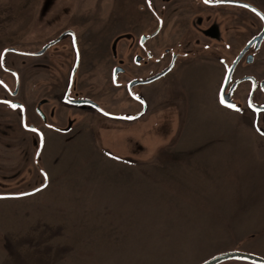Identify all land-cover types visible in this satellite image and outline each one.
<instances>
[{
  "label": "rangeland",
  "instance_id": "rangeland-1",
  "mask_svg": "<svg viewBox=\"0 0 264 264\" xmlns=\"http://www.w3.org/2000/svg\"><path fill=\"white\" fill-rule=\"evenodd\" d=\"M240 1L264 13V0ZM195 2L0 0V78L10 83L1 69L3 51L30 54L9 51L3 61L25 80L26 125L46 127L34 106L43 98L56 100L76 61L68 35L35 56L66 31L75 35L79 63L73 99L92 101L115 117L136 114L142 101L146 107L133 121L75 107L79 116L68 121H83L96 132V147L83 149L53 147L50 141L43 147V135L39 140L26 131L18 111L0 104V264H201L226 252L264 259V123L258 133L247 109L221 106L213 120L200 109L189 111L175 99L181 95L179 75L171 79L168 98L158 95L160 101L152 104L147 95L164 87L162 81L152 84L171 71L140 85L138 79L156 74L163 64L131 62L139 36L151 32L158 17L163 29L147 44L154 59L169 44L183 60L197 54L190 43L198 34L190 23L200 18L221 28L220 39L212 43L230 41L235 52L242 25L218 13L193 15ZM186 4L196 10L180 12ZM225 8L254 17L241 6ZM228 24L234 34H227ZM182 36L189 43L186 51L174 46ZM114 66L127 70L118 75L120 84L138 83L132 92L139 102L111 83ZM54 104L43 105L41 112ZM51 123L61 125L55 116ZM177 130L178 141L206 147L187 158L177 154L180 149L157 148ZM43 174L44 188L16 196L39 188Z\"/></svg>",
  "mask_w": 264,
  "mask_h": 264
},
{
  "label": "flooded vegetation",
  "instance_id": "flooded-vegetation-1",
  "mask_svg": "<svg viewBox=\"0 0 264 264\" xmlns=\"http://www.w3.org/2000/svg\"><path fill=\"white\" fill-rule=\"evenodd\" d=\"M171 1V0H170ZM178 2L181 1L183 3L186 2V0H172V2ZM196 1L194 3V5L196 4L198 9L196 10L195 7L193 6H189V5H183L181 6V8L179 10H181L180 12H184V11H190V10H196V12H193L192 14H202L203 16H208V15H214V13H218L219 16L222 17H233L236 24L242 25V39H240L241 41H237L238 46L236 47V51L232 52L230 51L231 49V44L230 41L225 42L224 44H219L216 45L212 42L217 41L220 39L221 35H220V31L221 28L219 27V25L214 24L213 21H207L204 22V20L202 18H200V20L196 21V22H191L190 23V28L193 32L198 34V38L196 37V39L194 40V42L190 43L191 46H193V48L195 49L196 53H207L210 51H216L217 52V56L218 58L222 59L223 57L226 58L225 61V73L221 82V85L219 87V91H218V101L219 104L223 107L226 108H230L233 109L235 112H240L243 109H247L251 114H252V118H253V127L255 128V130L258 133H263L262 131V125H260V123H264V37L261 40V43L259 44L258 48H255L256 45V41L255 39L263 32L264 30V20L263 18H261L259 15H257L256 13H254L253 11H251L250 9L245 8L246 10L250 11L254 17H251L250 15L246 14V13H241V12H234L231 11L225 7L228 6H239V5H234V4H225L223 3L224 1H233V2H242L240 0H193ZM188 2V1H187ZM242 3H245L244 1ZM248 4V3H245ZM250 5V4H248ZM252 6V5H250ZM254 7V6H252ZM255 9H257L256 7H254ZM259 12H261L259 9H257ZM263 15L264 13L261 12ZM177 15V14H176ZM225 25V24H224ZM223 25V26H224ZM229 25V24H228ZM227 26V24H226ZM226 26H224V28L228 31V35L234 34L232 31V25L230 24L229 27L226 28ZM163 29V21L161 18L158 17L155 28L149 32V33H142L137 41V45L135 47V52L133 54V57L131 59L132 64L136 65L137 67H141L142 65V61L143 59H147V62H153L152 59L154 60L153 63L157 64V65H162L160 71H158L156 74L152 75V76H147L143 79H138V83L140 85H142V83H144L145 81L155 77L156 75L160 74L161 72H163L166 68L169 67V65L172 63V67L171 69L168 71V73L170 71H172L177 65L181 64L182 62L186 61V59L188 58L185 57L186 59L183 60L181 58H178V56L176 54H174L172 52V46H170L171 44H169L167 47H163L162 49H160L161 51V55L157 56L155 59L153 58V52L148 49L147 44L154 39ZM231 30V31H229ZM68 35L70 37L71 40V46L74 50V52L76 53L77 50H75L74 48V42L76 44V40H75V35H74V40H73V36L70 34L69 31L63 32L60 35H58L57 37H55L54 39H52L51 41L45 43L42 46V50L45 49V51L43 53H45L50 47L58 44L59 42H61V40L63 39L64 36ZM141 38H144L143 42L140 43ZM183 36L181 37V39H178L177 43L174 45L175 47H179V49L186 51L189 47L188 44L189 43H185L187 44L185 47V43H183L182 41ZM208 40V41H206ZM231 40V38H230ZM234 40V38H233ZM77 47V46H76ZM203 50V52H202ZM233 50V49H232ZM14 54V55H20V56H27L30 55L26 52H21L18 50H11V49H7L5 51H3L2 56H1V69L3 71L4 74L8 75L7 76V80H10L9 82L4 81L3 79L0 78V88L3 91V94H1L0 96V104L1 105H6L9 107H13L14 109H16L18 111L19 114V123L21 125L22 128H24L26 131L28 132H32L36 135L39 136V140L42 139V131L38 130V126H32L35 128V130H28V126L26 125V111H25V101L23 98V89H24V84H25V80L20 76L19 72L16 69H10L4 66L3 61L5 60V56L6 53L9 52ZM234 51V50H233ZM262 51V52H261ZM261 52V53H260ZM39 53V52H38ZM42 53V54H43ZM40 54V55H42ZM40 55H35V56H40ZM138 56V57H136ZM139 58V63L136 64L135 63V59ZM239 58V60L237 61L233 72L231 74L229 83L225 89V94H230V99L231 102L233 103V106H224L221 101H220V93L221 90L223 88L224 85V81L227 75V72L229 70V68L231 67V65L236 61V59ZM23 61L22 58H19V62ZM77 62V53H76V61L74 62L68 79L65 82V84L60 87L58 86V91H61L60 95H56V100H46V98H43L42 100H38L36 105L34 106V110L33 112L36 113L38 120H40L41 124L44 126H46L47 128H51L52 130H54L57 133L60 134H67L69 132H71L73 130V128L77 125V123H79V121L72 123L70 121H68L67 117H69L70 115L73 117L75 116H79V114L74 110L75 105H70L69 101H75L77 99H73L71 97V94L75 89H73V84H74V80H75V76L73 78V81L71 82V72L75 66ZM22 63V62H21ZM79 64V63H78ZM117 67H113L112 71H111V83L113 84V71L114 69ZM78 69V68H77ZM121 69L117 75H116V82L114 83L117 87H125V90L127 91L128 94L131 95V97L139 102L138 100V96L134 95L132 92L133 87H131L128 90V85L130 84L129 82H126L125 84H120L117 80L118 75L119 74H124L125 72H127V70L123 67L120 66ZM77 72V71H76ZM167 74V73H166ZM165 74V75H166ZM76 75V73H75ZM60 87V88H59ZM65 98L67 100H65ZM7 102H17L20 103L23 106V110L21 108L18 107H14V106H10L7 104ZM43 102L40 106L39 109L41 111V108L43 105L48 104L49 102H53L56 103L53 106H50L48 108V110L46 111V113L42 115L37 113V107L39 105V103ZM249 102L251 104V107H249ZM141 108L139 109V111L131 116H121V117H115V116H111L110 114H102L88 106V108H90L92 111L98 113L99 115H102L104 117L107 118H112V119H120L121 121H133L138 119V117H140V115H142L144 113V110H146L145 107V101H142L141 103ZM55 106V107H54ZM81 106V105H78ZM84 106V105H82ZM64 109V111L62 112L61 110ZM258 109V110H256ZM43 111V110H42ZM104 111V110H103ZM53 113V114H52ZM70 113V114H69ZM55 116V118L60 119L61 121V125L60 126H56L54 124L51 123V120L53 118V116ZM63 115L62 119L61 116ZM23 116L25 118V126L22 123V119ZM81 117V115H80ZM68 126H70L68 128ZM68 129V130H66ZM40 132V134H39ZM31 191V190H29ZM28 191V192H29ZM26 193V192H24ZM23 194V193H22Z\"/></svg>",
  "mask_w": 264,
  "mask_h": 264
},
{
  "label": "crops",
  "instance_id": "crops-1",
  "mask_svg": "<svg viewBox=\"0 0 264 264\" xmlns=\"http://www.w3.org/2000/svg\"><path fill=\"white\" fill-rule=\"evenodd\" d=\"M191 15V14H189ZM225 61L226 58H218L216 51H210L207 53H197L188 56L187 60L177 65L167 76L153 83L152 86L158 85L163 82V88L157 91L152 89L148 97H151L152 104L159 102L158 95L162 96L161 100L168 98L167 96L172 92V86L170 83L174 77H179V86H181V95L175 96L176 100L183 101L187 105V109L202 110L205 111L204 117L206 119H216L219 111H221V105L218 101V91L221 85L224 73H225ZM171 80V81H168ZM158 94H157V93ZM170 97V96H169ZM171 101L173 99L169 98ZM211 114H210V113ZM43 135V147L48 142L54 147L61 145L69 146H83V149L90 147L89 145H97L95 139L96 132L90 124L85 125L83 121L77 123L73 130L67 134H60L52 131L49 128L42 127ZM138 135V133H136ZM140 135V134H139ZM179 137L178 130L172 139H168L165 144L157 147L161 150L180 149L177 154L185 158L197 152L198 149L206 147V143L196 142H184L177 140ZM94 142V143H93ZM92 143V144H91ZM51 147V146H49ZM96 147V146H95ZM94 147V148H95ZM220 264H248L241 261L230 260Z\"/></svg>",
  "mask_w": 264,
  "mask_h": 264
},
{
  "label": "water",
  "instance_id": "water-1",
  "mask_svg": "<svg viewBox=\"0 0 264 264\" xmlns=\"http://www.w3.org/2000/svg\"><path fill=\"white\" fill-rule=\"evenodd\" d=\"M223 3L225 4H234V5H239V6H243V7H246L248 9H250L251 11H253L254 13H256L257 15H259L261 18H263L264 20V15L259 12L257 9H255L254 7L248 5V4H245V3H242V2H233V1H224ZM70 34L73 36V40H74V35L73 33L70 32ZM264 37V30L263 32L255 39L256 41V45H255V48H258L259 44L261 43V40L263 39ZM144 40V38H141V41L140 43H142ZM74 48L75 50H77V47H76V44L74 42ZM45 51L42 50L40 51L39 53H37V55H40L42 54L43 52ZM77 53V52H76ZM139 58L135 59V63L138 64L139 63ZM239 60V58L236 59V61L231 65V67L229 68L228 72H227V75H226V78H225V81H224V85H223V88L221 90V93H220V101L221 103L224 105V106H233V103L231 102V99H230V94H225V89L229 83V80H230V77H231V74L233 72V69L237 63V61ZM172 63L169 65L168 68H166L163 72H161L160 74L156 75L155 77L145 81L144 83L142 84H148V83H151L157 79H159L160 77L164 76L166 73H168V71L171 69L172 67ZM77 68H78V59H77V62L71 72V82L73 81V78L75 76V73L77 71ZM121 69L119 68H115L114 71H113V81L114 83H117L116 82V75L117 73L120 71ZM138 83H130L128 85V90L137 85ZM65 100H67L65 98ZM43 102L39 103L38 107H37V113L41 114V111L39 109V106L42 104ZM8 105L10 106H14V107H18V108H21L23 110V106L20 104V103H17V102H7ZM69 104L70 105H75V106H78V105H84V106H88L102 114H107L105 111H103L96 103L92 102V101H88V100H75V101H69ZM249 107H251V104L249 102ZM258 110V109H256ZM43 116V115H42ZM22 123L23 125L25 126V118L23 116V119H22ZM70 126H68L69 128ZM28 130H35L34 127H28L27 128ZM68 130V129H66ZM40 150L41 148L39 149L38 151V154H37V157L39 156V153H40ZM230 260H238V261H243V262H247V263H252V264H264V259L262 258H258V257H255V256H252V255H249V254H245V253H242V252H226V253H223L219 256H216L212 259H209L201 264H220V263H223V262H226V261H230Z\"/></svg>",
  "mask_w": 264,
  "mask_h": 264
},
{
  "label": "trees",
  "instance_id": "trees-1",
  "mask_svg": "<svg viewBox=\"0 0 264 264\" xmlns=\"http://www.w3.org/2000/svg\"><path fill=\"white\" fill-rule=\"evenodd\" d=\"M43 178H44V183H43L39 188H36V189L31 190V191H29V192H27V193L19 194V195H16V196H22V195L30 194V193H33V192L39 190V189L44 188V187L46 186V183H45L46 177H45L44 174H43ZM4 196L7 197V196H10V195H4Z\"/></svg>",
  "mask_w": 264,
  "mask_h": 264
},
{
  "label": "snow or ice",
  "instance_id": "snow-or-ice-1",
  "mask_svg": "<svg viewBox=\"0 0 264 264\" xmlns=\"http://www.w3.org/2000/svg\"><path fill=\"white\" fill-rule=\"evenodd\" d=\"M206 2H207V0H206Z\"/></svg>",
  "mask_w": 264,
  "mask_h": 264
}]
</instances>
